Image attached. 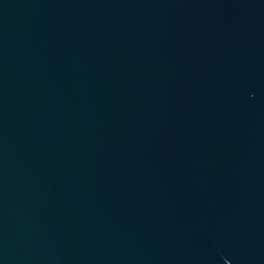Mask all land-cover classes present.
<instances>
[{"label":"water","instance_id":"obj_1","mask_svg":"<svg viewBox=\"0 0 264 264\" xmlns=\"http://www.w3.org/2000/svg\"><path fill=\"white\" fill-rule=\"evenodd\" d=\"M0 264H264V0H0Z\"/></svg>","mask_w":264,"mask_h":264}]
</instances>
